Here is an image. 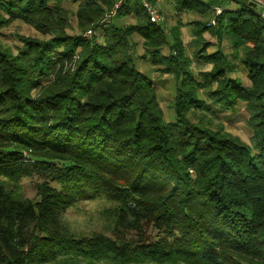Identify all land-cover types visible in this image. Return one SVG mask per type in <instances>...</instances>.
<instances>
[{"label": "trees", "instance_id": "16d2710c", "mask_svg": "<svg viewBox=\"0 0 264 264\" xmlns=\"http://www.w3.org/2000/svg\"><path fill=\"white\" fill-rule=\"evenodd\" d=\"M170 1L178 14H213L192 24L195 55L212 65L198 77L182 25L171 43L141 0H123L117 19H136L127 26L100 23L117 0H0V264H264V19L246 0L220 14ZM67 3L79 5L73 35ZM16 21L46 38L17 35L15 54L2 31ZM206 33L230 40L250 87L230 79L229 55L208 52ZM135 36L141 58L177 81L176 122L137 69ZM212 104L245 105L250 144L207 121ZM35 172L63 191L46 180L26 199L18 182ZM85 190L119 204L113 238L79 237L62 222Z\"/></svg>", "mask_w": 264, "mask_h": 264}, {"label": "rangeland", "instance_id": "374dc122", "mask_svg": "<svg viewBox=\"0 0 264 264\" xmlns=\"http://www.w3.org/2000/svg\"><path fill=\"white\" fill-rule=\"evenodd\" d=\"M232 1L235 2L236 0H232ZM204 2H207L212 6L220 4V0H204ZM65 7L70 12L71 29L68 30V33L71 35L76 34L78 32L76 13L79 5L73 3H67ZM156 8L158 7L156 6ZM226 9H229V7H227ZM0 15H4V13L0 12ZM133 19L135 20L136 23V19L135 18ZM111 21H118V23L119 21H122L121 25L125 24V26L133 25L132 24L133 22L131 21V17L125 19H117V17H114L113 19H111ZM162 21H163V17L161 16L160 24H162ZM86 33L83 34L84 37H86L85 36ZM96 33L98 34L99 32L96 31ZM94 34L95 31H93V35ZM17 35H22L25 37H31L37 39L46 38L45 36L41 35L35 29L26 25L25 23L21 21H16L9 28H6L2 31V41L6 45L13 48L15 54L18 53V49L20 47V44L18 43V41H16ZM136 51L138 55V58L136 60L137 69L139 68L138 71L140 73L141 71L144 72V75L146 77L148 76L147 78L153 79L155 81V85H156L155 88L159 97L160 106L165 114V119L168 122H176V116L173 110L174 96H176V81L172 78H168V81H166L168 82L166 90L167 93L168 92L170 93V94L168 93L170 96L165 97L164 90L162 91L163 87L161 84L165 82L163 80L164 75L157 73L155 67L152 68L153 65L149 61V59L141 58L144 57L146 53V50L141 43H136ZM224 51L226 53L229 51V49H227V46L224 47ZM228 53H230V55L229 54L228 55L233 60V54L231 55L230 51ZM196 64L197 62L194 59V64L192 65V68L195 70L194 71L195 74L198 73L197 70L201 69L202 67H203L202 68L203 72H207L210 71V69H212L211 68L212 65L210 64L207 65L198 64L197 66ZM235 65L237 66V68L229 75V77L233 79L238 78L240 81H242V83L246 85H251L247 76V72L241 66L240 62L235 61ZM201 95L203 99L208 100L204 92L201 93ZM211 107H212V112L210 114H206L208 119L207 121H211L214 127L223 125L226 132L231 133L232 135L239 137L243 142L250 144V139L253 133L248 125L249 113L246 110L244 104H240L233 111L223 110L213 104L211 105ZM198 115L199 114L192 115L191 119L193 122L196 123L199 121ZM46 180L48 183H50L52 187L57 188L60 191H63L62 184L54 180L53 177L49 179H45L43 176L39 175L36 172L30 177L22 178L18 182V185L21 188V193L26 199L36 201L38 200V187ZM118 205L119 204H117V202L109 200L105 196H96L95 193H93L92 191L85 190L83 194L81 195L79 194L78 196L75 197L73 204L67 210H65V212H63L61 216V220L71 229L73 233H75L79 237L89 238L94 235L100 234L109 238H113V230L115 227V212L116 209L118 208ZM149 231L151 235L153 236L155 235V232H153L152 230ZM79 264H85V263L83 262ZM100 264H113V263L109 261H105V262H101ZM144 264H156V263L146 262ZM180 264H184V263H180Z\"/></svg>", "mask_w": 264, "mask_h": 264}, {"label": "crops", "instance_id": "0c3cea01", "mask_svg": "<svg viewBox=\"0 0 264 264\" xmlns=\"http://www.w3.org/2000/svg\"><path fill=\"white\" fill-rule=\"evenodd\" d=\"M199 1L205 3L206 5H208L213 10H215L217 8L226 9L227 7H229V9H235L236 10L239 7V5L236 2L232 1V0H220V4L213 5V6L210 5V4H208L207 2H204V0H199ZM156 6L160 9V15L163 17V21H162V24L161 25L163 26V28H164L167 36H168V40L172 43L171 31H172V29L175 26H177L178 24H181L182 25V28H181V38L183 40V43H184V46H185L187 55L192 59V65L194 64V59L197 62L196 66L198 64H202V65L205 64L199 57H197L195 55V48L193 46L194 35H193V27H192V24L194 22H200V21L204 22V21H209V20L212 23V21H213V14H211L210 16H207V17H203V16H201L199 14H195V13L178 14L176 12V10H175V5L170 0H162L160 2H157ZM131 21L133 22L132 24L134 25L135 24V20L132 17H131ZM115 23L118 24V25H120V26H125V24L124 25H121L122 21H119V23H118V21H115ZM204 37L208 41V43L211 44L210 45V49H209V53H215L218 50L224 51V47L227 46V49H229V51L231 52V55L233 54V48H232L231 42H230V40L228 38H223V40L220 42L217 38L212 37L208 33H206L204 35ZM133 42H134V44L141 43L142 46H143V40L139 36H135L133 38ZM248 46L249 47H253L252 44H248ZM228 52L226 53L224 51L225 54H227V55L229 54L230 55V53H228ZM162 55L165 56V57H168V56L171 55V48H170V46H166V47L163 48ZM241 57H242V55H240V58ZM232 61L235 64L234 57H233V60ZM237 61L240 62V60H237ZM205 65H207V64H205ZM152 68H154V66ZM202 68L199 69V70H197L198 73L195 74L197 77H198L199 73L203 72V69ZM193 71H195V70L193 69ZM141 73L144 74V72H142V71H141ZM168 78H172V79H174L176 81V79L172 75L166 74V75L163 76V80L165 82L162 81L163 83H161V84H162V87H163L162 88V91L164 90V96L165 97L166 96L167 97L170 96L169 95L170 93L168 92L169 93L168 94L167 93V90H166L167 89L166 88L167 87V83H168L166 81H168ZM230 79H233V78H230ZM236 79H238V78H236ZM151 80L153 81V83L155 85V81L153 79H151ZM242 84L245 87H247V88L251 86V85H246L244 83H242ZM155 87H156V85H155ZM176 89H177V81H176ZM174 98H175V96H174Z\"/></svg>", "mask_w": 264, "mask_h": 264}, {"label": "built area", "instance_id": "2783aa9c", "mask_svg": "<svg viewBox=\"0 0 264 264\" xmlns=\"http://www.w3.org/2000/svg\"><path fill=\"white\" fill-rule=\"evenodd\" d=\"M144 7L146 8L149 16H150V20L152 23H160L161 21V16H160V12L159 9L156 8V6L152 5L149 0H141ZM157 1H162V0H157ZM249 3H252L254 5H256L259 9H260V13L262 18L264 19V0H246ZM123 0H117L116 4L114 5V7L109 10L106 14L105 17L101 20V25H105L107 23L111 22V19H113L114 17H116L118 10L120 9V7L122 6ZM217 13L220 14L221 12H223V9H216ZM213 24V23H212ZM86 37L91 38L93 36V30H88L86 35Z\"/></svg>", "mask_w": 264, "mask_h": 264}]
</instances>
